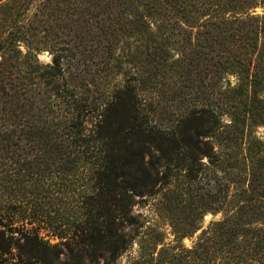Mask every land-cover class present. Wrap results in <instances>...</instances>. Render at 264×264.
<instances>
[{
  "label": "trees",
  "instance_id": "trees-1",
  "mask_svg": "<svg viewBox=\"0 0 264 264\" xmlns=\"http://www.w3.org/2000/svg\"><path fill=\"white\" fill-rule=\"evenodd\" d=\"M261 128L264 0H0V264H264Z\"/></svg>",
  "mask_w": 264,
  "mask_h": 264
},
{
  "label": "rangeland",
  "instance_id": "rangeland-1",
  "mask_svg": "<svg viewBox=\"0 0 264 264\" xmlns=\"http://www.w3.org/2000/svg\"><path fill=\"white\" fill-rule=\"evenodd\" d=\"M40 60L43 63H51L52 56L48 53H44L43 55H40ZM258 132L259 136L263 137L264 139V128L259 129ZM161 213L162 207L160 205H156L153 200L149 201V205L147 207L136 208V214H140L142 216L141 222L146 221V225H148V227L157 230V233H160L161 237L165 239V244H175V230L173 228V223L175 220L171 216H168V214ZM220 217L221 215H206L201 222L202 227L206 228L210 222L217 220ZM200 232L201 231H198L195 234L185 237L182 240V244L187 248L192 247L197 241ZM46 234L47 233L44 232V236H46ZM159 248H161V246Z\"/></svg>",
  "mask_w": 264,
  "mask_h": 264
}]
</instances>
